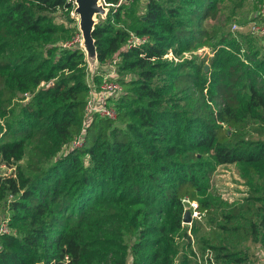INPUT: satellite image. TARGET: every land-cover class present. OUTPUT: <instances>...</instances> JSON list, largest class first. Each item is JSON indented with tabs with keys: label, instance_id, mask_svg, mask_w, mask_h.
<instances>
[{
	"label": "trees",
	"instance_id": "16d2710c",
	"mask_svg": "<svg viewBox=\"0 0 264 264\" xmlns=\"http://www.w3.org/2000/svg\"><path fill=\"white\" fill-rule=\"evenodd\" d=\"M105 1L91 81L100 86L99 68L116 66L123 94L114 100L116 118L88 120L86 52L61 45L78 28L55 23L74 2L0 0L2 114L31 95L0 135V164L20 162L29 144L35 159L30 173L0 170V205L17 231L0 236V264H176L180 243L192 246L184 199L217 222L210 181L218 166L242 165L247 181L259 176L264 184V55L250 52L236 32L210 30L224 0H146L140 15L139 0ZM132 33L147 41L128 47ZM205 47L215 51L209 70L207 56L166 57ZM248 126L256 138L243 137ZM81 136L82 146L39 165ZM249 199L259 203L249 205L258 218L248 229L264 249V193ZM234 207L221 212L219 229L243 226L231 225L245 217Z\"/></svg>",
	"mask_w": 264,
	"mask_h": 264
},
{
	"label": "rangeland",
	"instance_id": "374dc122",
	"mask_svg": "<svg viewBox=\"0 0 264 264\" xmlns=\"http://www.w3.org/2000/svg\"><path fill=\"white\" fill-rule=\"evenodd\" d=\"M145 2L146 0H139L135 4L137 15L142 14L144 11ZM263 9L264 0H224L220 8L216 9L215 7V10H218L219 12L218 18L208 22V27L210 30L214 29L223 34H226L229 31L236 32L239 37L241 36L240 38H242L244 44L247 45L250 52L257 49L264 55V32H262L261 29H257L258 26H260V28L263 26V20L261 17V11H263ZM67 14L68 11H58L55 15V23L72 30L71 33L74 32V27H77L78 29L76 30L73 38H67L62 41L61 45L69 47L80 44L84 48L83 37L79 25L80 18L76 15L75 9L70 11V15ZM106 16L107 15L99 16L97 21L103 20ZM218 22L221 23V29H219L220 26H216ZM234 24H236L235 29ZM85 52L87 55L86 50ZM185 52L178 55L174 53L172 59L175 60V62H183L185 60H193L196 56H207L206 66H208L207 70H209L210 58H212L215 51L209 47H205L203 50ZM87 62L88 76L89 81L91 82L92 75L98 69V61H93L87 58ZM99 69L104 70V72H108L117 69V67L113 65H106L100 67ZM128 76H133V73H129ZM25 96V101H16L14 105L9 107L10 112L7 115H3L0 110V127L3 128L0 135L4 131L7 122L12 123L20 117V105L25 103L31 97L29 94H25L24 97ZM114 100L115 99H109L108 105L117 114ZM252 130L253 129L248 126L242 133L243 137L245 139L256 138L257 136ZM31 146V144L28 145L26 155L20 162H16L12 167L0 164V170H2V172L6 171L8 174L12 172L16 174L18 167L20 166V169L25 170L26 173H30L33 169L32 164H35V159L32 157L33 152ZM80 146H82L80 142H75L74 139L70 140L56 157L47 161L43 160L39 163V165L50 167L61 156ZM84 161L85 164L88 165V155L84 157ZM245 175L246 170H244L242 165L230 164L220 165L217 167L210 181V202L213 204L214 211L217 212L215 215L217 222L214 223L208 221V219H206L207 216L204 217L205 215L201 218H194L193 213L188 210L191 213L192 221L197 220L198 223L197 225L195 224V227H193L192 230V221L183 223L184 226L189 228V234L192 237V249L190 246H184V243L181 242L176 253V264H201L203 256L206 252V254L209 252L212 254L215 261L214 264H264V249L256 236L250 234V229H248L251 222L257 220L258 218V215L255 213V209H250L249 205H256L259 203L250 200V194L253 193L255 196L263 194L264 184L259 176H253L247 181L244 177ZM236 205L241 206L240 212L241 214H244L245 217L250 213L249 217L251 216V219H246L244 221L245 217H242L234 220L231 225L243 224V226L238 229H234L233 226L230 227L229 230L219 229V223L223 222V219H221V212L232 211L235 209L234 206ZM10 217V210L5 209L3 205H0V224H2L4 220H8V234L15 235L17 234V231L11 226ZM205 243L221 245L223 246V249L216 251L211 248H205L203 250L202 246H205ZM190 249L193 251H190ZM219 253L229 255H227V258L220 257L217 259V255ZM185 254H189L190 256L189 262L185 261ZM237 258H241L243 261L241 263H235L234 260ZM208 262H210V259H208ZM132 263L133 260L130 259L128 264Z\"/></svg>",
	"mask_w": 264,
	"mask_h": 264
},
{
	"label": "built area",
	"instance_id": "2783aa9c",
	"mask_svg": "<svg viewBox=\"0 0 264 264\" xmlns=\"http://www.w3.org/2000/svg\"><path fill=\"white\" fill-rule=\"evenodd\" d=\"M106 6L108 7L110 4L107 3L105 0H103ZM122 1V0H121ZM261 17L263 20V26L260 28V26L257 27V29H261L262 32H264V9L261 11ZM236 28V24H234V29ZM147 41V36H141L137 35L135 33H132L127 41L128 47L133 46H139L142 45L144 42ZM205 48H202L200 50H203ZM186 53V52H185ZM174 52L173 50H170L166 57L172 59ZM104 77V81L98 86L95 82L91 81L90 84V90H89V97L87 100V106H86V117H88V120H91V118L94 115H99L103 117H110V118H116V113L109 107L108 100L109 99H116L119 96L123 94V87L118 81L119 75L116 71V69L104 72L102 73ZM80 142L82 144V136L75 140V142ZM186 204H189L188 207H186V211L190 210L191 213H193L194 218H201L205 213L200 211L198 209V203L196 201H190L188 198L184 199ZM9 233V224L8 220H4L2 224H0V236L3 234ZM2 247V243L0 240V249ZM207 253V252H206ZM204 254L203 261H201V264H214V258L212 254L209 252L208 254ZM208 259H210V262H208Z\"/></svg>",
	"mask_w": 264,
	"mask_h": 264
},
{
	"label": "water",
	"instance_id": "95a60500",
	"mask_svg": "<svg viewBox=\"0 0 264 264\" xmlns=\"http://www.w3.org/2000/svg\"><path fill=\"white\" fill-rule=\"evenodd\" d=\"M76 4L75 13L80 18V31L83 37V46L87 51V58L97 61V49L94 38L95 26L99 16H105L109 8L103 0H70ZM208 66H206L207 70ZM191 213H185L184 222H191Z\"/></svg>",
	"mask_w": 264,
	"mask_h": 264
}]
</instances>
